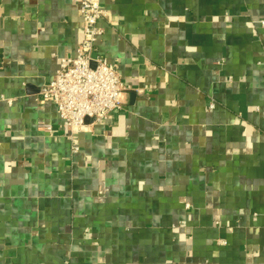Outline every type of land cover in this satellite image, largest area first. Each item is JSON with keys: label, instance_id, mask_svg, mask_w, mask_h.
<instances>
[{"label": "crops", "instance_id": "1", "mask_svg": "<svg viewBox=\"0 0 264 264\" xmlns=\"http://www.w3.org/2000/svg\"><path fill=\"white\" fill-rule=\"evenodd\" d=\"M99 2L122 107L69 139L77 0H0V264H264V0Z\"/></svg>", "mask_w": 264, "mask_h": 264}, {"label": "built area", "instance_id": "2", "mask_svg": "<svg viewBox=\"0 0 264 264\" xmlns=\"http://www.w3.org/2000/svg\"><path fill=\"white\" fill-rule=\"evenodd\" d=\"M77 3L83 19L82 39L75 54L61 58L52 80L39 90V98L55 105L69 139L120 110L125 92L116 64L96 51V43L104 32L99 22L108 16L107 10L99 0H77ZM39 128L52 130L44 123ZM72 151L76 152L77 147H72Z\"/></svg>", "mask_w": 264, "mask_h": 264}]
</instances>
